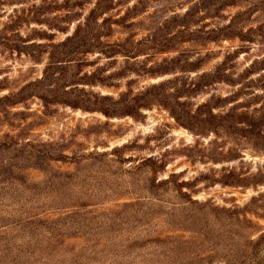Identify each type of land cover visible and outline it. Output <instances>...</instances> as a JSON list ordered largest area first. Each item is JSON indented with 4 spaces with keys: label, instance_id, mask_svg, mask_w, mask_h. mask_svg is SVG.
Returning <instances> with one entry per match:
<instances>
[{
    "label": "rangeland",
    "instance_id": "1",
    "mask_svg": "<svg viewBox=\"0 0 264 264\" xmlns=\"http://www.w3.org/2000/svg\"><path fill=\"white\" fill-rule=\"evenodd\" d=\"M97 1L0 0V98L26 89L19 97L25 98L23 103L0 110V143L47 145L64 161L120 150L117 156L93 162L82 180L64 189L73 188L80 202L91 205L81 211L98 215L94 222L101 223V231L67 238L50 264H234L230 260L240 256L246 263L264 264V245L257 247L264 237V127L248 140L240 138L246 135L240 130L245 127L242 122L258 113L264 102V0H113L111 10L99 20L117 25L102 41L130 39L147 47L133 59L82 56L81 74L99 75L84 78L96 81L95 87L78 89L116 99L131 90L159 102L134 116L111 118L45 104L39 98L44 92L37 87L55 56L54 45L73 35ZM188 10L193 17H185ZM237 132L240 137L233 135ZM148 159L157 162L156 171L163 169L156 175L158 181L179 173L186 181L212 180L225 169L254 179L248 187L197 183L199 192L193 198L209 205L207 215L201 219L198 213L201 220L195 226L182 225L175 221L180 212H171L177 209L174 195L155 201L142 190L152 175L136 169ZM49 166L57 172L75 170L68 160ZM23 171L30 182L45 179L36 169ZM137 201L138 209L127 212H148L138 213L141 222L133 215L114 221L100 216ZM214 207L227 212L212 215L209 208ZM157 238L163 244L151 242Z\"/></svg>",
    "mask_w": 264,
    "mask_h": 264
},
{
    "label": "trees",
    "instance_id": "2",
    "mask_svg": "<svg viewBox=\"0 0 264 264\" xmlns=\"http://www.w3.org/2000/svg\"><path fill=\"white\" fill-rule=\"evenodd\" d=\"M111 4H113V0L97 1L95 8L86 17L84 23L77 26L73 35L64 42L54 45L53 55L55 54V56L50 58L51 62L47 65L43 77L37 81V87L44 92L39 98L45 104L55 103L75 110L103 113L109 118L134 116L135 113H140L143 109L158 104L159 101L151 98L148 94L134 95L131 90L120 94L116 99L110 95H101V93L95 95L93 92L88 93L78 89L79 85L95 87L96 81L88 83L84 81V78L96 79V75H99L98 72L90 75L81 74L82 56L99 53L108 58L122 56L133 59L138 57L143 48L147 47L142 42L135 43L130 39L115 44H106L102 41L104 38L110 37L111 26L117 25L116 22L112 23L107 19L99 20L102 14L104 15L111 10ZM185 17H193L192 11L188 10ZM98 82L101 87L112 88L101 81ZM52 86L56 89L49 91ZM162 87L163 85L158 88ZM25 92L26 89L15 95L1 97L0 110L5 111L9 107L23 103L25 98L19 99V97ZM52 93H55V97H49V99L46 94ZM255 112L258 113H252L242 122L245 127L240 130L244 131L246 135L240 137L238 132L233 133V135L248 140L253 137L255 132L260 130L263 132L264 102L261 109ZM229 120L228 118L222 119L223 122H229ZM206 123L210 125L209 122ZM211 130L216 138L220 137L215 128ZM231 135L232 133H225L226 137ZM52 150V147L47 145L34 146L28 143L22 146L15 143L14 140L0 143V231H2L0 235V264H20L23 257H27L25 264H33L34 262L50 264L49 259L61 252L63 243L67 238L83 234L88 235L92 232L96 234L101 231L98 227L101 223L99 221L94 222L99 220L97 219L99 216L81 211L91 205L80 202L81 198L76 197L73 188L72 191L64 189L66 187V189L71 188L75 181L82 180L81 175L86 170L93 168L95 165L93 162L108 160L111 155L117 156L116 154L120 150L114 149L111 154L107 152L89 154L80 159L67 158L66 161L62 160L59 155H55ZM67 160L69 164L75 166V170L57 172L49 169L50 163L67 162ZM156 164L157 162L148 159L142 161L136 169L137 172H143L147 169L149 175H152V178L145 180L146 186L142 190L150 195V199L155 201H160L167 193L174 195L173 197L178 202L174 208L177 209H172L171 212H173L172 214H175L176 211L180 212V216L176 217L175 221L182 225L195 226L207 215L206 209L209 205L199 203L193 198L199 192L195 189L197 183L205 180L213 185L219 184L223 187H248L251 180L254 179L234 170L225 169L220 177H214L212 180L196 177L186 181L183 178L184 173H179L171 174L169 177L158 181L156 175L163 169L156 171L154 169ZM26 168L36 169L44 173L45 179L39 183L30 182L23 173ZM252 183L254 182L252 181ZM56 192L59 193V197H56ZM80 195L84 196L79 192ZM72 200L76 202V205L71 207L65 205V202ZM138 203L137 201L136 203L125 204L124 209L120 211L103 213L100 216L109 221H114L115 217L124 214L126 216L133 215L135 220L141 222L143 219L137 217L138 213L146 215L148 212L144 213V211L139 210L132 211V214L127 212L129 208L138 209ZM74 209H78V211H72ZM209 211L211 213H208L212 215L223 211L227 212V210L217 207L209 208ZM54 212L60 214L57 217H52ZM171 212L165 215H171ZM198 213L202 215L201 219L198 217ZM89 221L96 224L87 225ZM8 229H10L9 232ZM11 232H14V235L11 234V237H8ZM263 240L264 237L258 239L257 247H261V244L264 245ZM151 242L155 245H161L164 241L157 238ZM258 250L260 248L255 252L257 253ZM234 258L237 259L230 260L234 264H249L243 259L245 256Z\"/></svg>",
    "mask_w": 264,
    "mask_h": 264
}]
</instances>
